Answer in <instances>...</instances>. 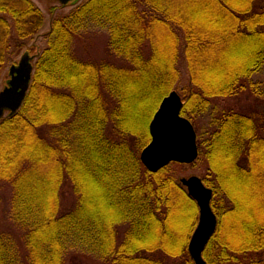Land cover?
<instances>
[{
	"label": "trees",
	"instance_id": "obj_1",
	"mask_svg": "<svg viewBox=\"0 0 264 264\" xmlns=\"http://www.w3.org/2000/svg\"><path fill=\"white\" fill-rule=\"evenodd\" d=\"M91 24L107 31L118 66L77 60L73 44ZM41 25L30 0H0V68L22 50L36 52L27 45ZM46 38L21 108L0 119V182L16 229L0 231V264H194L187 244L196 203L164 175L168 165L151 173L139 160L181 65L191 90L180 114L214 177L202 179L216 216L202 257L264 264L243 263L264 251V106L212 113L215 100L246 91L264 103V85L254 81L264 69V0H84L55 17ZM244 50L250 56L241 60ZM133 94L147 103L140 120L126 109ZM205 116L198 133L194 121ZM64 183L75 202L61 210ZM239 184L254 200L240 205ZM96 188L108 213L92 203Z\"/></svg>",
	"mask_w": 264,
	"mask_h": 264
},
{
	"label": "rangeland",
	"instance_id": "obj_2",
	"mask_svg": "<svg viewBox=\"0 0 264 264\" xmlns=\"http://www.w3.org/2000/svg\"><path fill=\"white\" fill-rule=\"evenodd\" d=\"M30 1L39 10L41 17H42V25L40 29L38 30L37 34L34 35L30 39L27 45V48L31 47L32 49L36 51V52H32L33 55H37L47 46L46 35L51 29V24H52L53 19L57 16L68 15L78 5H80L81 2H83L84 0H79L74 4L67 5L66 7H62L57 0H30ZM90 27L91 28L81 32L73 44V53L75 54L77 60L84 62L86 64L87 63H91V64L108 63L110 65L114 64L113 66H118L119 65L118 60L116 61L115 55L110 49L109 44H108L107 31L104 29H99L97 28V26H94L92 24ZM155 31H159V29ZM25 50H22L16 56L12 64L17 63L20 56L24 53ZM159 50H161V48H159L158 51ZM240 52L241 54H238L239 53L238 52L236 55H240L238 58H241V60H244L250 56V53H248L246 50L240 51ZM12 64L6 63L2 65L0 68V91L2 90L4 86L5 80L8 79V69ZM32 64H33V61H32ZM261 72H262L261 75H256L254 77V81L261 82L264 85V82H263L264 69ZM173 90H175L178 93L181 99H184L185 98L184 94L188 93V91L191 90L189 76L183 65H181L180 76L177 79V81L174 83ZM131 97H130L131 99L130 106L126 105V109L129 111L128 115L132 118H136V120L137 119L140 120L146 109L147 103L140 100L137 94H133ZM256 97L257 96L251 95L248 93V91H246L245 93L241 94L236 99L234 98L217 99L213 102V104H215V107L212 108V113L213 114L218 113L221 109H224V110L228 109L232 111H242L245 113L257 112L258 110L263 109L264 103ZM151 105L149 104V107L152 109L153 107ZM208 119H209V116H205V117H202L194 121V125L198 133L205 132V127L208 123ZM109 126L111 128V124ZM129 126L130 124L128 123H125L123 125V127H127V128ZM110 139H112V137H110ZM139 156H140V153H139ZM165 169L166 170L164 172V175L166 177L173 178L175 181H178L181 178H188L190 176H196L201 179L208 178L209 181H211L214 178L212 173L209 170V164L204 156V153L203 155H201L199 154V152H198V157L193 163L188 164V165L171 163ZM3 186L4 185L0 182V231L2 230H8V231L15 230L16 231L15 226L11 222L10 211H9L10 191L8 188L3 187ZM63 186L64 187L59 190V203H60V209L66 210L70 208L75 202V196L72 193L71 184L64 183ZM239 189H240L241 194L243 195V196L241 195L243 199L240 205H242L244 202H250L254 200L255 197L250 192L249 189L244 187L242 184L239 186ZM92 203L96 206V208L101 209L103 212H106V213L109 212L110 206L107 204V200L104 198L103 194H101L100 191L98 190L94 191L93 197H92ZM251 204L252 203H249V206H251ZM251 208L253 209L255 207L252 206ZM186 214H187V210H184L183 214L180 215L179 223L176 222L175 225L173 223L174 228L176 226L178 227L179 233L184 231L185 227H187V225H185ZM196 218H197L196 220V225H197L198 208L196 209ZM196 225L193 227L192 233L195 230ZM241 225L243 226V224ZM241 229L242 228H239V227L234 228L235 232L239 235L241 233L243 234ZM192 233L190 235H192ZM187 250H188V244H187ZM249 260H264V251L259 252L257 254L256 253L248 254L247 257L243 260V263H248Z\"/></svg>",
	"mask_w": 264,
	"mask_h": 264
},
{
	"label": "water",
	"instance_id": "obj_3",
	"mask_svg": "<svg viewBox=\"0 0 264 264\" xmlns=\"http://www.w3.org/2000/svg\"><path fill=\"white\" fill-rule=\"evenodd\" d=\"M62 7L79 0H57ZM37 55L28 51L20 56L16 64L8 69V79L0 91V119L15 115L21 108L29 89L34 59ZM182 101L176 91L165 96L149 126V143L140 152L143 167L156 173L170 163L191 164L198 157L196 133L188 119L181 116ZM179 183L198 208V223L189 243L188 253L194 264H207L202 252L216 229V216L210 203L212 190L204 185L201 178H181Z\"/></svg>",
	"mask_w": 264,
	"mask_h": 264
}]
</instances>
